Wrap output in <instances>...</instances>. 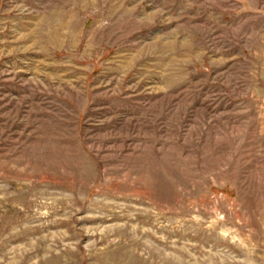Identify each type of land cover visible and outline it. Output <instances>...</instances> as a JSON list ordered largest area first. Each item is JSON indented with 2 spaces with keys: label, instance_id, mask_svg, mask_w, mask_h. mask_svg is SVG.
<instances>
[{
  "label": "rangeland",
  "instance_id": "rangeland-1",
  "mask_svg": "<svg viewBox=\"0 0 264 264\" xmlns=\"http://www.w3.org/2000/svg\"><path fill=\"white\" fill-rule=\"evenodd\" d=\"M0 264H264V0H0Z\"/></svg>",
  "mask_w": 264,
  "mask_h": 264
},
{
  "label": "bare ground",
  "instance_id": "bare-ground-1",
  "mask_svg": "<svg viewBox=\"0 0 264 264\" xmlns=\"http://www.w3.org/2000/svg\"><path fill=\"white\" fill-rule=\"evenodd\" d=\"M47 157V156H46Z\"/></svg>",
  "mask_w": 264,
  "mask_h": 264
}]
</instances>
